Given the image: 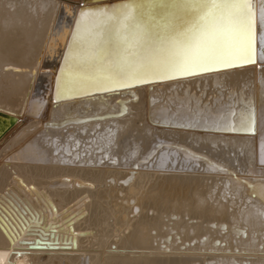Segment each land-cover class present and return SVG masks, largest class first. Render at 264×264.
<instances>
[{"label":"bare ground","instance_id":"bare-ground-1","mask_svg":"<svg viewBox=\"0 0 264 264\" xmlns=\"http://www.w3.org/2000/svg\"><path fill=\"white\" fill-rule=\"evenodd\" d=\"M110 1L0 0V264H264V0L246 54L100 89V13L139 5L157 37L195 20L182 0ZM39 232L58 247H31Z\"/></svg>","mask_w":264,"mask_h":264},{"label":"snow or ice","instance_id":"snow-or-ice-1","mask_svg":"<svg viewBox=\"0 0 264 264\" xmlns=\"http://www.w3.org/2000/svg\"><path fill=\"white\" fill-rule=\"evenodd\" d=\"M139 5L123 4L113 12L100 13L108 33L114 37L116 49H104L100 41H93L87 53L99 64L101 75L90 77L88 86L106 88L123 86L126 81H146L149 77L191 74L194 69H205L211 64L226 63L233 51L246 54L251 39L252 15L247 0H182L180 9L195 14V20L184 32L175 36L154 33L141 23L133 9ZM91 10H82L84 13ZM78 26L80 20H78ZM78 29L65 56L67 75L72 77L81 59L77 43ZM135 48L133 49V45ZM168 45L167 55H156ZM85 83L84 81H76Z\"/></svg>","mask_w":264,"mask_h":264},{"label":"water","instance_id":"water-1","mask_svg":"<svg viewBox=\"0 0 264 264\" xmlns=\"http://www.w3.org/2000/svg\"><path fill=\"white\" fill-rule=\"evenodd\" d=\"M87 2H92L95 0H84ZM105 1V5H110L111 1L110 0H104ZM124 0H119L118 2H123ZM248 5H249V9L252 13V19H253V30H255V20H256V13L258 12L257 10H259V1L258 0H248ZM259 15V14H258ZM258 18V16H257ZM257 46H256V40H255V34H253V47L255 48V51H257V54L259 53V28H257ZM257 47V50H256ZM15 122V119L8 114L2 113L0 112V135L4 132V130H6L8 127H10L13 123ZM36 229V228H34ZM39 237L35 238L34 241H27L29 243H31V247H45L46 244L50 245V247H58V245H53L54 243L59 242L60 240V236L58 235H54V233L49 234V238L47 233H43V232H39L37 233ZM66 240V238H65ZM66 243V241L64 242ZM72 243L73 246H75V241H68L67 242ZM70 247V245H68ZM68 246L64 245L62 246L63 248H67Z\"/></svg>","mask_w":264,"mask_h":264}]
</instances>
